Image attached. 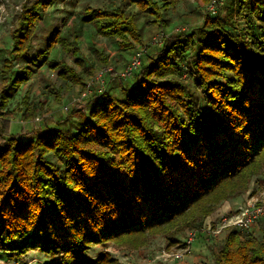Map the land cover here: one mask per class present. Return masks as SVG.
I'll return each mask as SVG.
<instances>
[{
    "label": "trees",
    "instance_id": "obj_1",
    "mask_svg": "<svg viewBox=\"0 0 264 264\" xmlns=\"http://www.w3.org/2000/svg\"><path fill=\"white\" fill-rule=\"evenodd\" d=\"M54 1L26 0L1 67L0 251L61 254L55 264H120L91 249L112 243L138 250L157 236L174 245L223 203L264 183V0H230L214 15L207 11L196 31L172 36L156 2L128 0L145 25L165 35L152 48L156 56L146 48L132 76L117 77V89L94 87L64 128L13 133L9 104L55 47L80 68L50 66L65 83L85 89L94 77L80 57L82 26L119 39L125 50L146 47L144 25L126 6L86 7L80 27L55 31L47 49L31 56L37 23ZM12 60L24 65L10 79ZM99 60L107 64V56ZM47 88L61 99L59 89ZM28 101L27 92L22 104L32 111ZM215 264H264V224L228 231Z\"/></svg>",
    "mask_w": 264,
    "mask_h": 264
},
{
    "label": "rangeland",
    "instance_id": "obj_2",
    "mask_svg": "<svg viewBox=\"0 0 264 264\" xmlns=\"http://www.w3.org/2000/svg\"><path fill=\"white\" fill-rule=\"evenodd\" d=\"M152 1L156 2L159 7L162 8V15L168 20L165 33L169 36L178 35L180 32L188 30V28L189 30L196 31L197 28L202 25L204 14L208 11L209 7L208 5H204L202 0H176L174 1L175 4H170L167 7L165 3L170 2V0ZM127 2L128 0H55L48 10L42 12L37 23V37L31 56H35L39 52L47 49L49 39L55 31H60V33L64 34L67 33L70 28L80 27L79 21L82 18L84 8L91 7L112 10L121 6H126L128 11L137 14L139 26L142 27L144 25L145 46L149 49L151 57L152 55L155 57L156 53L153 54L154 49L152 50V48L159 47L154 45L153 41L159 34L158 30L155 28L152 30L150 25H145V17L140 14L135 6ZM228 3H230V0H219V5L218 7L216 6L217 11ZM25 4L26 0H0V72L4 59L11 58L13 46L12 35L19 27V17ZM81 31L79 40L80 57H82L87 64L92 65L94 77L86 80L87 86L85 89L81 86L73 85L70 82L65 83L58 77L56 71L50 69V66L54 65L56 62L65 61L66 64L75 68L77 71H80V68L71 57L63 55L60 47H55L50 54L46 56V62L43 67L38 69L33 78L22 86L21 90L9 104L7 118L10 119L11 131L13 133L22 131L27 132L34 128H64L65 123L63 122L68 117L70 110L73 108L79 109L84 105L87 106L90 97L94 94V87L96 90H99L98 93L101 92L100 90H103L105 85L107 88L115 87V89H117V84L120 81L117 78L119 77V73L124 71L132 60L134 53L137 52L139 48H145L141 46L137 48V51L125 50V47L120 45L119 39L111 40L98 35L92 24L82 26ZM148 36L152 39L150 40ZM102 56H107V64H103L99 60ZM13 63L15 66L10 75V79L13 78L14 72L18 71L20 67L24 65V62L20 61H13ZM108 74L113 75L106 77ZM99 76L102 77L98 81L97 78ZM186 77L190 83L194 85L191 79H189L188 74ZM106 82H111V84L108 85ZM50 85L55 90H60V100H56L51 89L47 88ZM90 85L92 86L90 87ZM88 88H92V93L80 99L83 94H86ZM27 92L29 106L32 111L27 110L26 106L22 104L23 96ZM115 92L118 93L117 91ZM74 100L79 102L76 103ZM66 105H69V111L63 109ZM0 112L4 111L0 110ZM77 118L78 117L75 116L72 121H67L68 125L71 122L77 121ZM260 191H264L263 182L259 186L252 184L249 192L257 194ZM247 195H249V193H247ZM240 199L242 198L228 200L223 203L216 210L215 214L210 216L201 228L197 229L198 234L192 245V253L185 255L184 258L179 261L171 258L165 259L160 257V255L163 251L169 253L179 251L189 232L185 233L183 236H179V243H175L174 245L165 237L157 236L151 240L149 245L138 250L109 243L93 247L91 249V254L97 257L104 253H108L118 260L120 264H215V260L227 232L236 229H224L219 235L212 238L208 236L210 234L203 232V230L205 228H218L221 223V215L232 209L234 203L240 201ZM240 232L245 233V231ZM22 245L23 241H19L16 246L22 247ZM61 256V254L55 256L40 250H28L22 254L17 250L0 251V259L5 261L4 264H13L16 261L21 262L26 259H28V261L37 260L38 263L34 264H55L60 261ZM53 260H56V262L53 263Z\"/></svg>",
    "mask_w": 264,
    "mask_h": 264
},
{
    "label": "built area",
    "instance_id": "obj_3",
    "mask_svg": "<svg viewBox=\"0 0 264 264\" xmlns=\"http://www.w3.org/2000/svg\"><path fill=\"white\" fill-rule=\"evenodd\" d=\"M218 5H219V0H213L212 3L208 5L209 6L208 12L215 14L217 11L216 6L218 7ZM164 37L165 35L161 34L156 38H154L153 39L154 45H160ZM145 52H146V47L139 48V50L134 54L128 66L124 69L123 72L119 73V77L123 79H127L130 76H132L133 72L141 66L142 57ZM101 77L102 76H99L97 80L99 81ZM91 86L92 85H90V87ZM91 89L92 88H88L86 94H83L80 97V99L83 96L91 94L92 93ZM74 101H76V103L79 102L77 100ZM63 109L65 111H68L69 105L64 106ZM220 222L221 223L218 226V228L216 229L205 228L203 232L210 234L208 236L212 238L215 237L216 235H219L224 229L227 228L236 229L240 231H248L259 223L264 224V191H260L257 194H253L252 192H249L248 196H246L243 200L235 202L234 207L232 209H230L227 213L221 215ZM197 234H198L197 230L190 231L187 234V237L185 238V241L181 245L179 251L171 252V253L163 251L160 257L165 259L171 258L176 261L181 260L182 258H184L185 255L192 253L193 251L192 245L195 239L197 238ZM4 263L5 261L0 259V264H4ZM34 263H38V261L35 259L28 261V259H26L21 262L16 261L13 264H34Z\"/></svg>",
    "mask_w": 264,
    "mask_h": 264
},
{
    "label": "crops",
    "instance_id": "obj_4",
    "mask_svg": "<svg viewBox=\"0 0 264 264\" xmlns=\"http://www.w3.org/2000/svg\"><path fill=\"white\" fill-rule=\"evenodd\" d=\"M254 229L256 230V229H257V226H256ZM254 229H253V230H254Z\"/></svg>",
    "mask_w": 264,
    "mask_h": 264
}]
</instances>
